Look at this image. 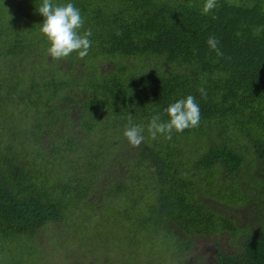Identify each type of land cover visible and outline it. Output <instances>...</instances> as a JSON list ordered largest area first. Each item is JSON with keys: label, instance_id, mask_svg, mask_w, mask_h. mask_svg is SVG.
<instances>
[{"label": "trees", "instance_id": "1", "mask_svg": "<svg viewBox=\"0 0 264 264\" xmlns=\"http://www.w3.org/2000/svg\"><path fill=\"white\" fill-rule=\"evenodd\" d=\"M37 3L0 0V250L20 237L37 254L49 223L94 243L74 224L89 209L164 237L172 264H204V240L209 264H264V0H218L208 15L202 0H73L92 44L59 61ZM189 94L198 126L153 139L151 116ZM129 118L138 146L122 135Z\"/></svg>", "mask_w": 264, "mask_h": 264}, {"label": "rangeland", "instance_id": "2", "mask_svg": "<svg viewBox=\"0 0 264 264\" xmlns=\"http://www.w3.org/2000/svg\"><path fill=\"white\" fill-rule=\"evenodd\" d=\"M79 215L80 213L77 216ZM80 216L74 218V224L78 225L81 233L88 230L91 236L94 235V243L89 244L90 241L85 239L88 238L87 235L82 241H78V234L67 228L66 222L49 223L36 232L35 244L39 250L42 249L37 253L39 255L31 256L32 252L26 242H22L20 237L12 238L6 243L5 251L0 250V264H141L147 258L153 264H172V248L164 237L133 234L132 225L117 213L115 218H111L97 213L93 215L87 209ZM221 238L224 239L225 236ZM55 243L65 251L58 252ZM80 243L88 245L80 246ZM194 246V252H209L204 264L213 261L210 241H199ZM43 250H46L44 257L41 256ZM189 257L192 258L193 254L190 253Z\"/></svg>", "mask_w": 264, "mask_h": 264}, {"label": "clouds", "instance_id": "3", "mask_svg": "<svg viewBox=\"0 0 264 264\" xmlns=\"http://www.w3.org/2000/svg\"><path fill=\"white\" fill-rule=\"evenodd\" d=\"M218 7V0H202L200 12L208 15ZM36 12L42 16L38 23V34L47 42L46 53L52 60H61L75 54L81 58L87 56L92 41L91 29L81 32L84 17L81 9L73 3V0H62L55 3L53 0H39L36 4ZM259 29L257 33L259 34ZM208 47L215 51L217 56H222L218 47L219 40L215 36H209L206 41ZM201 96H206L204 88H199ZM162 115L166 119H162ZM200 121V107L195 98L189 94L169 103L160 112H155L148 122L147 131L155 139L158 135L171 138L173 132H181L186 128L198 126ZM144 126L133 123L129 118L127 126L123 130V137L132 146H138L144 141Z\"/></svg>", "mask_w": 264, "mask_h": 264}]
</instances>
